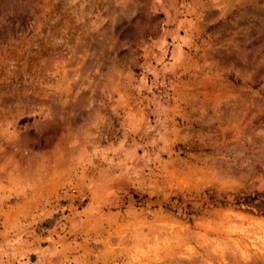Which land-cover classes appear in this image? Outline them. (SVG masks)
<instances>
[{
  "label": "rangeland",
  "instance_id": "374dc122",
  "mask_svg": "<svg viewBox=\"0 0 264 264\" xmlns=\"http://www.w3.org/2000/svg\"><path fill=\"white\" fill-rule=\"evenodd\" d=\"M253 191L264 0H0V264H264Z\"/></svg>",
  "mask_w": 264,
  "mask_h": 264
},
{
  "label": "trees",
  "instance_id": "16d2710c",
  "mask_svg": "<svg viewBox=\"0 0 264 264\" xmlns=\"http://www.w3.org/2000/svg\"><path fill=\"white\" fill-rule=\"evenodd\" d=\"M206 194L208 195V201L213 206L232 207L264 217V192L227 193L226 195H220V198H217L214 194H209V192H206ZM186 214L192 215L194 213L186 212Z\"/></svg>",
  "mask_w": 264,
  "mask_h": 264
}]
</instances>
